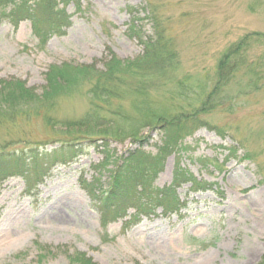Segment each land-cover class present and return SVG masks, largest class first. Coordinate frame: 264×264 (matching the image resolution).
I'll list each match as a JSON object with an SVG mask.
<instances>
[{
  "label": "rangeland",
  "instance_id": "1",
  "mask_svg": "<svg viewBox=\"0 0 264 264\" xmlns=\"http://www.w3.org/2000/svg\"><path fill=\"white\" fill-rule=\"evenodd\" d=\"M127 7L136 11L135 33ZM67 12L71 25L44 44L29 20L16 28L1 20L0 78L20 79L40 94L50 65L102 67L112 55L134 58L143 51L137 35L143 40L151 35L156 15L179 54L175 78L207 83L208 93L221 53L245 34L264 33V0H82L79 10L69 4ZM248 55L264 61V39L253 42ZM262 78L255 88H245V76L233 79L223 89L225 98L201 115L208 123L165 156L150 183L164 188L176 165L183 169L176 212L164 213L155 205L150 215L136 216L128 208L112 218L94 208L82 187L91 182L98 191L107 190L111 171L129 150L142 146L156 154L163 141L160 127L144 129L135 141L63 143L86 153L47 165L39 180L9 173L13 170L0 173V264H69L67 256L74 251L97 264H258L264 253ZM87 105L82 90L73 92L59 99L53 115L80 117ZM58 125L41 117L19 121V130L0 122V141L16 150L23 147L26 155L29 148L49 151L59 149L61 140L79 138L78 131L67 133ZM16 138L23 140L15 146Z\"/></svg>",
  "mask_w": 264,
  "mask_h": 264
},
{
  "label": "trees",
  "instance_id": "2",
  "mask_svg": "<svg viewBox=\"0 0 264 264\" xmlns=\"http://www.w3.org/2000/svg\"><path fill=\"white\" fill-rule=\"evenodd\" d=\"M69 4L79 10L82 0H0V22L6 19L16 28L21 21L29 20L33 34L44 44L52 35L64 34L71 25V15L67 12ZM127 12L129 29L134 32L136 11L127 7ZM152 16L153 31L144 40L137 35L143 51L134 58L120 59L112 55L102 67L94 63L50 65L40 94L20 79L0 78V122L4 125L19 130V121L25 124L41 117L45 124H59L67 133L75 130L79 133L77 139L58 142L59 149L38 152L29 148L26 155L23 147L16 150L0 141V173L13 170L9 173L22 174L26 180H39L48 171L47 165L65 163L86 153L85 148H72L63 143L84 139L90 144L110 139L135 141L144 129L160 127L163 141L156 154L144 152L142 146L129 150L111 171L107 190L98 191L91 182L82 187L88 191L94 208L112 218L120 210L125 214L128 208H133L136 216L150 215L149 207L155 205L164 213L179 209L176 188L183 182L179 179L185 176L183 169L176 163L172 181L164 188H153L150 180L162 169L166 155L174 152L187 135L208 123L201 115L213 111L217 101L225 98L221 95L223 89L233 79L245 76V88L258 86L264 77V61L251 58L248 48L253 42L264 39V33L245 34L221 53L215 65L213 89L206 93L207 83L175 78L179 54L174 39L166 33L163 24H159L161 19ZM81 90L88 105L80 117L53 115L61 97ZM191 99L196 100V106L191 104ZM22 140L16 138L12 144L16 146L15 143L21 144ZM33 174L35 176L31 177ZM67 258L69 264H97L82 251H74ZM258 264H264V253Z\"/></svg>",
  "mask_w": 264,
  "mask_h": 264
}]
</instances>
